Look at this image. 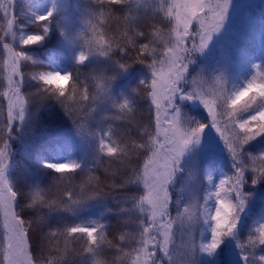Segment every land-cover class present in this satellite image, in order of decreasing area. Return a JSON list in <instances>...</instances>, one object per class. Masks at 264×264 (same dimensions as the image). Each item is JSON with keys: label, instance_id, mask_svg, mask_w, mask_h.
<instances>
[{"label": "snow or ice", "instance_id": "6c2138e0", "mask_svg": "<svg viewBox=\"0 0 264 264\" xmlns=\"http://www.w3.org/2000/svg\"><path fill=\"white\" fill-rule=\"evenodd\" d=\"M235 2L89 0L73 34L66 0L34 11L31 32L15 14L16 0H0V264H103L95 258L105 249L112 264H264V216L246 239L240 232L264 186V152L248 148L264 137L262 64L250 65L240 87L229 86L227 64L192 70ZM145 21L150 30L141 28ZM53 34L71 70L52 60L41 70L32 54ZM100 60L110 72L85 70ZM133 65L149 73L137 85L146 113L136 95L121 101L113 92ZM183 102L198 103L207 121L188 116ZM57 108L71 121L79 158L44 155L71 153L65 131L45 124L39 137L32 132L41 112ZM103 109L113 111L103 119L119 123L85 131L84 118ZM209 129L228 153L230 175L214 178L200 167L196 150ZM21 147L46 173V185L16 180ZM181 176L190 183L178 188ZM94 208L99 216L87 217ZM108 216L119 221L113 239Z\"/></svg>", "mask_w": 264, "mask_h": 264}, {"label": "rangeland", "instance_id": "374dc122", "mask_svg": "<svg viewBox=\"0 0 264 264\" xmlns=\"http://www.w3.org/2000/svg\"><path fill=\"white\" fill-rule=\"evenodd\" d=\"M79 1L80 0H66L70 26L73 25L71 23V17H73L77 10V4ZM48 3L49 0H16L15 14L19 18L21 25L25 27L26 31H29L28 26H30V23H28V21L31 14L34 11H37L40 6ZM85 18V16H80L79 18L78 24L81 28ZM242 57L245 58V64L240 63L242 61L240 58ZM49 60L55 61L54 66L59 71L69 70L68 65L72 63L68 52L63 48L57 52H51ZM252 63L262 64L261 70H264V0H236L229 10L225 25L221 32L214 36L205 53L198 55L197 62L192 66V70L198 71L201 67L213 68L227 64L231 69L229 86L232 87L234 85L235 87H240L248 78H250V71L254 72V70L250 69ZM148 75L149 73L147 71H139L127 76L124 82L113 88L114 95L118 98H123L126 95V92L130 90L132 80L140 81ZM145 103L148 108L146 101ZM180 107L183 112L188 114V116L199 119L202 122L207 121L206 113L198 103L183 102ZM109 112L112 113L113 111L103 109L97 112V116H100L99 122L105 121L103 117L109 116ZM99 113H101V115H98ZM61 131H65L69 134L66 138L70 140V146L72 148L71 153L68 150H65L63 153H55L52 151L44 153V155L47 159L54 162L57 159L68 158L69 155L79 158L81 155L79 142L75 138L70 137V129ZM85 131H87V129H85ZM39 136L40 135H36V137ZM262 138L264 137L258 138L251 144L256 143ZM21 151L23 153L22 147ZM196 151L199 154L201 169L207 168L214 178H219L225 174H231L230 158L227 151L224 149L223 143L219 140V137L215 134L214 130L209 129L206 131L201 147ZM207 161L222 163L224 168L216 165H203ZM185 167H189V164L186 163ZM189 183L187 177L181 176L177 187L179 188L181 185H187ZM263 198L264 193H256L251 205L254 201H261ZM246 215H248L247 212L242 216V223L240 225L241 235L243 233V224L247 220ZM246 236L247 234L244 233L242 239H246Z\"/></svg>", "mask_w": 264, "mask_h": 264}, {"label": "trees", "instance_id": "16d2710c", "mask_svg": "<svg viewBox=\"0 0 264 264\" xmlns=\"http://www.w3.org/2000/svg\"><path fill=\"white\" fill-rule=\"evenodd\" d=\"M89 4V0H80L77 4V10L75 11L73 17H71V23L73 24L71 26V30L73 34L78 33L81 30V26L78 24L80 16L86 17V9ZM158 27H162V25H157ZM141 28L143 30H150L149 22L145 21L141 24ZM112 29H116V24L113 23ZM28 30L31 32L33 30L32 26H28ZM62 49V46L58 40V36L56 34H53L48 40H46L43 44L37 46L35 49L32 50V54L43 62V67L41 70H46L47 65L49 63V55L51 52H57ZM241 64H245V58H240ZM72 63L68 65L69 70L72 68ZM92 68L96 69L97 74L99 73H106L110 72L111 69L108 68L106 63L103 60L100 61H93L89 65L86 66L85 70H90ZM139 71H147L143 66L141 65H133V67L128 70L125 73H122L119 75L116 80L113 82V88L122 82L125 81L127 76H130L136 72ZM139 81L138 80H132V85L130 87V90L126 92L125 96H128L130 93L133 95L135 94L137 96L138 104H139V111L140 113H146L147 107L145 100L143 99V88L142 86L140 88H137ZM232 87H235L234 85ZM136 89V92L133 93L132 90ZM124 96V97H125ZM123 98L121 97V100ZM35 110V108H34ZM98 115H101L99 113ZM113 115V112H109V116L111 117ZM100 116H97V114H92L90 116H87L84 118V125L85 129H98V128H104L107 127L109 124H112L115 126L117 121H113L111 119L99 122ZM45 124H48L49 128L51 130L55 131H61V130H68L71 129V121L67 119L63 115L62 112L59 111V109H48L47 111L41 112L40 117L35 121V127L32 130L34 135H40L43 127ZM249 151L252 154H258L261 152H264V138L260 139L254 144H251L248 146ZM18 167L16 169V180L23 185H30V184H41L46 185L48 183V180L46 178V173L43 171L38 170V166L35 163L34 159H28L24 156L22 151L20 150V154L17 159ZM203 165L205 166H220L223 167L222 163H216L214 161H207ZM229 170V167H228ZM256 193H264V186L259 187L256 191ZM248 215L246 222L243 224L242 227V235L244 233L247 234L249 227L252 226V224L255 222V220L259 219L260 217L264 216V198L261 201H254L253 204L250 206V208L246 211ZM100 209H92L90 212L85 213V215L89 218H96L99 216ZM106 223L110 225V232H109V239H113L115 236L118 235V225L119 221L112 216L106 217ZM55 221H52V226L55 227ZM95 259H98L103 262V264H112V262L115 260V256L111 252V250L105 249V251ZM89 264H92V260L89 259Z\"/></svg>", "mask_w": 264, "mask_h": 264}]
</instances>
